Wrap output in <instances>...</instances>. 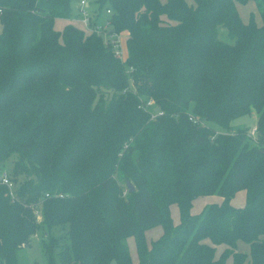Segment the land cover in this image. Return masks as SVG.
I'll list each match as a JSON object with an SVG mask.
<instances>
[{"label":"trees","instance_id":"trees-1","mask_svg":"<svg viewBox=\"0 0 264 264\" xmlns=\"http://www.w3.org/2000/svg\"><path fill=\"white\" fill-rule=\"evenodd\" d=\"M251 1L260 23L240 16ZM72 4L0 0V175L15 158L16 191L0 183V264L41 227L48 264H134L130 237L137 264H264V0H93L123 58L80 23L55 28ZM252 110L254 135L231 127ZM206 196L223 201L193 215Z\"/></svg>","mask_w":264,"mask_h":264},{"label":"rangeland","instance_id":"rangeland-1","mask_svg":"<svg viewBox=\"0 0 264 264\" xmlns=\"http://www.w3.org/2000/svg\"><path fill=\"white\" fill-rule=\"evenodd\" d=\"M162 1L164 2L166 0H162ZM187 1L190 4L193 3V0H187ZM72 5H73L74 10L77 11V8H78L77 0H73ZM93 8H94V5L91 3L90 7L88 8V11L92 12ZM238 9H239L240 16L244 22L247 23L249 21L250 15L255 14L257 21L260 23L259 11H258V7H257V4L255 1H251L246 5H239ZM67 24H74L76 26L82 27L76 20H73V19L69 20V19H61L60 18V19H57L56 24H55V28L57 30H62L65 27V25H67ZM1 29H2V26L0 24V32H1ZM219 32H220V38L223 41H225L227 43H233L234 42V40L228 35L226 29L221 28L219 30ZM123 35H119L120 39L122 41V44H123V38L125 37V35L124 36ZM257 120H258V114L255 110H252V112L249 115L233 120L231 122V127H233L234 130L237 128L244 127V128H248L249 131H252L253 128L256 127V125H257ZM14 159L15 158H11L10 160H8L6 162V165L3 167V169H5L6 171H8L10 173L12 171V168H13V160ZM24 178H25V174H20L18 176V181L24 180ZM121 186L126 188V184L124 182H121ZM11 195H12V197H15L16 191L15 192L13 191L11 193ZM209 205H211V204H207L206 206H204V208L202 210H204ZM197 206L198 205H196L195 211L198 209ZM38 218H39V221H41V218L40 217H38ZM173 223H174V221H173ZM43 232H44V229H43V227H41L40 230L38 231V233L36 234V236L32 239L30 245L23 246L21 249H19V251H18L19 264H48L47 256L44 252L45 250L43 247V242L47 241V239L43 235ZM56 234H61V231L57 230ZM146 238H147V236H146ZM157 239H155V240H157ZM155 240H153V241H155ZM149 241H151V240H149ZM135 243H136V241H135ZM133 245H134L133 240L127 239V246H128L129 251H130L131 257L134 258L135 262H137V254H136V251L133 249ZM58 252L59 251L55 249L56 255L58 254ZM56 258H57L56 260L58 261V257H56ZM248 263H250L249 258H248ZM112 264H116V263L114 262Z\"/></svg>","mask_w":264,"mask_h":264},{"label":"built area","instance_id":"built-area-1","mask_svg":"<svg viewBox=\"0 0 264 264\" xmlns=\"http://www.w3.org/2000/svg\"><path fill=\"white\" fill-rule=\"evenodd\" d=\"M93 0H78V17L75 18V20L80 23L87 31L89 32H94L97 34H103L106 37V40H110L116 51V55L119 56L120 58L124 57V50H123V45L121 43V39L119 35H109L108 34V29L110 26V21L107 19L102 22H98L96 25H93V18L94 14L92 12L88 11V8L90 7V4L92 3ZM108 13L110 11L108 10ZM142 108L146 111H149L151 115L154 117L156 116L155 113H158V115H162L163 112H159L157 110L155 101L153 99H149L147 101H143ZM192 119V118H191ZM256 133V127L253 128L251 131V134L254 135ZM0 183L5 185L9 191L12 193L15 190V184L12 181L9 172L3 171L0 175ZM10 193V195H11ZM12 196V195H11Z\"/></svg>","mask_w":264,"mask_h":264},{"label":"crops","instance_id":"crops-1","mask_svg":"<svg viewBox=\"0 0 264 264\" xmlns=\"http://www.w3.org/2000/svg\"><path fill=\"white\" fill-rule=\"evenodd\" d=\"M222 201H223V199L219 196L200 197V198L193 201L191 213L193 215H197L202 211L204 206H206L207 204H221ZM245 202H246V191H240L232 199L231 204L235 207H243L245 205ZM196 205H198L197 206L198 209L195 211ZM173 206H171V216H172V219H173L175 225H178L180 222L179 208L176 205H173ZM162 233H163V229L161 226L154 227L152 229L147 230L146 231L147 239H148V241L151 240V241H149V243H151L153 240L159 238L162 235ZM128 239L133 240V243H134L133 249L136 251V254H137V247H136V243H135V238L130 237ZM225 249H226V246L217 247L216 258H219L221 256V254L225 251ZM237 250L239 252L247 254L248 256L250 255V245L247 243L239 242L237 245ZM132 261L134 264L138 263V254H137V262L134 261V258H132ZM227 264H233L232 255L228 258Z\"/></svg>","mask_w":264,"mask_h":264},{"label":"water","instance_id":"water-1","mask_svg":"<svg viewBox=\"0 0 264 264\" xmlns=\"http://www.w3.org/2000/svg\"><path fill=\"white\" fill-rule=\"evenodd\" d=\"M157 110H159V108H157ZM127 186L129 188L130 192H134V187H133V185L130 182L127 183Z\"/></svg>","mask_w":264,"mask_h":264}]
</instances>
